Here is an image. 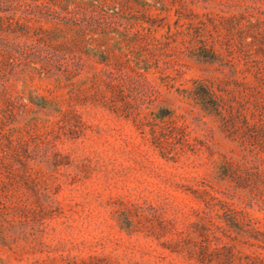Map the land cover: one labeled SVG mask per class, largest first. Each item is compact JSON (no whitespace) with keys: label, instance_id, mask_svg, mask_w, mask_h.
Masks as SVG:
<instances>
[{"label":"rangeland","instance_id":"rangeland-1","mask_svg":"<svg viewBox=\"0 0 264 264\" xmlns=\"http://www.w3.org/2000/svg\"><path fill=\"white\" fill-rule=\"evenodd\" d=\"M0 264H264V0H0Z\"/></svg>","mask_w":264,"mask_h":264}]
</instances>
